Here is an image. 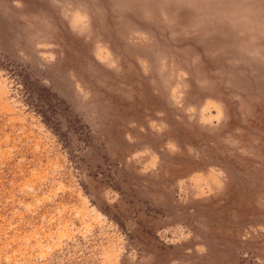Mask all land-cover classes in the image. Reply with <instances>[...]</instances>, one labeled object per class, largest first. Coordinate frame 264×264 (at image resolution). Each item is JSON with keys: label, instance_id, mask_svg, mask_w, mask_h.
<instances>
[{"label": "rangeland", "instance_id": "1", "mask_svg": "<svg viewBox=\"0 0 264 264\" xmlns=\"http://www.w3.org/2000/svg\"><path fill=\"white\" fill-rule=\"evenodd\" d=\"M0 264H264V0H0Z\"/></svg>", "mask_w": 264, "mask_h": 264}]
</instances>
